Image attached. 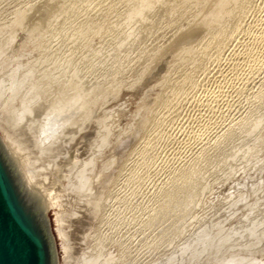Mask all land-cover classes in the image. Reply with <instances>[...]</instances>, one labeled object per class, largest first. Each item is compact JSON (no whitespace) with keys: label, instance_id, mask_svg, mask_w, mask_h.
<instances>
[{"label":"water","instance_id":"95a60500","mask_svg":"<svg viewBox=\"0 0 264 264\" xmlns=\"http://www.w3.org/2000/svg\"><path fill=\"white\" fill-rule=\"evenodd\" d=\"M217 0H10L0 18V264H172L82 225ZM178 264H264V119Z\"/></svg>","mask_w":264,"mask_h":264},{"label":"rangeland","instance_id":"374dc122","mask_svg":"<svg viewBox=\"0 0 264 264\" xmlns=\"http://www.w3.org/2000/svg\"><path fill=\"white\" fill-rule=\"evenodd\" d=\"M9 2L10 0H0V18ZM250 6V8H247L248 10L244 17V22L242 23L243 26L241 25V27H244L242 28L243 31L241 32L242 29L240 28L239 32L231 34L230 32L226 33L227 36L225 35L217 49H215V46H211L212 43H210V50L209 46L207 48L209 54L206 51L207 54L203 52L205 54L203 55L202 53V47L209 43L207 41L208 36L206 37L203 34L205 36L203 37L202 34H200L196 38L189 39L185 47L193 48L194 51L196 50V54L193 53V56L192 54H187V56L181 51L183 53L180 52L179 61V57L177 56L178 58L172 63L170 69L167 71L168 73H165L166 76L162 78L165 81L169 80V82H165L161 79L156 86L150 97L151 99H149L145 106L146 108H144L146 112L143 110L141 113L137 121L138 124H135L104 181L106 183L108 182V185L104 183L100 188L99 192H101L99 195L97 194V198L109 188L111 180L115 178L113 187L114 213L119 216L126 212V217L124 215L125 219L130 218L128 220L130 223L127 222V229L130 227V230H128L129 234H131L130 231H133V239L134 237L136 238V236L139 237L137 234H140L139 231H141V229H137L138 223L134 221L131 222V217L136 215L145 219V215L147 217V214L149 215L159 203L161 204V201L164 200L163 196L166 195H172L174 198L173 200L187 197L191 194H197L198 198L190 213L186 214L182 219H177L180 215L175 213L176 211L178 212L180 206L174 207L168 203L167 206L164 205L166 209L174 208V212L172 211V213H170H174L175 216L167 212L168 214L165 218L166 227L164 231L161 232L162 235L173 230L177 224L176 220L182 221L184 225H188L189 227L203 220L239 152L263 121L264 37H262V39L260 37L261 35L264 36V0H253ZM255 26L256 28L254 29ZM199 36H201V40ZM202 38L205 39L203 42ZM205 41L206 43H204ZM200 43L203 44L201 45ZM247 43L248 45H246ZM198 46L201 50L197 48ZM197 49H199V55ZM184 58L187 61H183ZM189 72L190 75H192V80L186 81L184 76ZM170 73L171 75H169ZM182 73L184 75L183 78ZM166 77L167 79H165ZM181 80H183V82L185 80L186 83H180ZM171 83L172 85H170ZM168 84L171 87L168 86ZM157 92L159 96L162 92V95L164 93V97H172L169 99L172 100L171 103L165 105L164 102L160 100H158V102L156 100L159 99L157 98ZM152 99L153 102L151 103ZM155 101L160 106L154 104ZM150 104L153 105L150 106ZM150 110L152 112H150ZM145 113H148L146 114L147 117ZM243 118L256 127L249 128L245 123H242L238 127L234 126L236 122ZM149 120H152V123ZM143 122H147L145 123L147 125L149 123L152 124V127L150 124L148 125L150 127H148ZM153 122L154 124L157 122V124L161 126L159 132H157L158 130ZM144 125L145 127H143ZM231 126L234 130L230 134H227V130ZM149 128H151L153 132ZM154 136L156 137L153 138ZM148 139L150 140L148 141ZM218 139L221 140L222 143L219 142V144L213 148L214 143ZM151 140H155V142ZM149 143L152 148L149 146ZM211 144H213V146ZM205 149L206 151H204ZM221 160L225 162L220 163L219 161ZM188 170L189 174L186 175L188 177L183 181V177ZM192 183L195 184L194 187L191 186ZM160 197H162L163 200ZM149 200L155 202L153 203ZM157 201L158 204H156ZM138 212L140 214H138ZM128 213L132 214V216H129ZM124 217L120 216L122 219ZM91 219L92 221H90ZM94 223L95 220H93V216H88L86 214L81 224L87 227L89 226L90 228ZM158 224V222L154 223V226L146 232V239L142 238V242L149 243L152 241L154 228ZM131 225L134 227H132V230ZM135 229L137 230L134 231ZM137 231L138 233H136ZM191 233L192 232L189 230L184 231L181 235V239H188ZM160 237L162 238L163 236L160 235ZM157 243L159 245L161 242L157 241Z\"/></svg>","mask_w":264,"mask_h":264},{"label":"bare ground","instance_id":"6f19581e","mask_svg":"<svg viewBox=\"0 0 264 264\" xmlns=\"http://www.w3.org/2000/svg\"><path fill=\"white\" fill-rule=\"evenodd\" d=\"M253 0H217L215 2V4L212 6V8L210 9V11L208 12V14L205 16V18L203 19V21L201 22V24L198 26V28L196 29V31L194 32V34L191 36L190 39H193V38H196L198 35L202 34L203 37H207L208 36V39L207 41L209 42L208 44H206L205 46L202 47V53L203 52H207V48L208 46L210 45V43H212L211 46H215L214 48L217 49L218 45L220 46L221 44V41L223 40V38L225 37L226 33L230 32L231 33H236V32H239L240 28H244V27H241V25L243 26V22H244V17L246 15V12H247V8L250 6V3L252 2ZM255 4V3H254ZM251 7V6H250ZM249 7V8H250ZM252 9V8H251ZM250 10V9H249ZM259 10V9H258ZM247 18V17H246ZM264 24V23H263ZM260 25V24H259ZM258 25V26H259ZM253 26V25H252ZM263 26V25H261ZM260 26V27H261ZM250 27V26H249ZM256 28V26L254 27V29ZM262 29V28H260ZM243 31V29L241 30V32ZM253 31V30H252ZM258 31V30H257ZM264 31V30H263ZM263 31H262V34H263ZM244 33V32H243ZM205 36H204V35ZM255 34V32H254ZM253 34V35H254ZM258 34V33H257ZM256 34V35H257ZM234 35V34H233ZM255 35V36H256ZM227 36V35H226ZM201 36H199L200 38ZM258 37V36H256ZM262 37H264L263 35H261V39ZM259 38V39H260ZM203 39V38H202ZM248 39V38H247ZM253 39V37H252ZM257 39V38H256ZM196 40V39H195ZM201 40V38H200ZM199 40V41H200ZM205 39L202 40V42L204 41ZM225 41V40H224ZM206 43V41L204 42ZM189 44V43H188ZM194 44V42H193ZM192 44V45H193ZM196 44V43H195ZM199 44V43H198ZM201 44V43H200ZM203 44V43H202ZM201 44V45H202ZM187 45V44H186ZM248 45V43L246 44ZM250 45V44H249ZM200 46V45H199ZM197 47L200 49V47ZM211 46H209V50L211 48ZM254 46V45H253ZM187 47H190V46H187ZM246 47V46H245ZM251 47V46H250ZM194 48H195V45H194ZM213 48V49H214ZM241 48V47H240ZM199 49H197V52H198V55H199ZM247 49V48H246ZM201 50V49H200ZM235 50V49H234ZM182 51L187 55H191L193 56V53H195V51L193 50V48H186L184 46V48L182 49ZM193 51V52H192ZM254 51V50H253ZM181 52V53H183ZM205 52V53H206ZM229 52V51H228ZM248 52V51H247ZM209 54V52H207ZM206 53V54H207ZM184 54V55H185ZM187 55V56H188ZM203 55H205L203 53ZM182 56V54H181ZM186 56V58H187ZM237 56V55H236ZM235 56V57H236ZM251 56V55H250ZM179 57V58H178ZM178 61L180 59V56L178 55ZM191 57V56H190ZM201 57V56H200ZM204 57V56H203ZM202 58V57H201ZM205 58V57H204ZM183 59V57H182ZM181 59V60H182ZM197 59V58H196ZM246 59V58H245ZM192 60V59H191ZM198 60V59H197ZM176 61V60H175ZM183 61H187L185 58ZM189 61V60H188ZM200 61V60H199ZM237 62V61H236ZM174 63V62H173ZM176 63V62H175ZM184 63V62H183ZM182 63V64H183ZM234 63V62H233ZM252 63V62H251ZM185 64V63H184ZM235 64V63H234ZM181 65V64H180ZM186 65V64H185ZM191 65V64H190ZM182 67V66H180ZM184 67V66H183ZM239 67V66H238ZM178 68V67H177ZM176 68V69H177ZM193 68V67H192ZM170 69V68H169ZM168 69V70H169ZM181 69V68H180ZM195 69V68H194ZM174 70V69H173ZM187 70V69H186ZM232 70V69H231ZM172 71V69H171ZM183 71V69H182ZM185 71V70H184ZM195 71V70H194ZM188 72V71H187ZM230 72V71H229ZM234 72V71H233ZM237 72V71H236ZM168 73V72H167ZM217 73V72H216ZM186 74V73H185ZM195 74V73H194ZM215 74V73H214ZM171 75V73L169 74ZM175 75V74H174ZM166 76V75H164ZM163 76V77H164ZM173 76V75H172ZM171 76V77H172ZM183 73H182V78H183ZM192 75H190V72L188 74H186L184 76L185 80L188 81V80H192L191 78ZM175 77V76H174ZM181 78V79H182ZM167 79V77L165 78ZM172 79V78H170ZM164 80V79H162ZM184 80V82H185ZM165 81V80H164ZM163 81V82H164ZM169 82V80H166ZM165 81V82H166ZM172 81V80H171ZM174 81H175V78H174ZM173 81V82H174ZM208 81V80H207ZM164 82V83H165ZM176 82V81H175ZM179 82V81H178ZM183 80H181L180 83H182ZM182 83V84H185V83ZM220 82V81H219ZM167 84V83H166ZM164 85V84H163ZM172 85V83L170 84ZM168 84V86H170ZM167 86V87H168ZM171 87V86H170ZM183 87V86H182ZM177 88V87H176ZM181 89V88H180ZM216 89V88H215ZM161 90V89H160ZM173 90V89H172ZM168 91V90H167ZM206 91V90H205ZM174 92V91H173ZM158 93V92H157ZM156 93V94H157ZM167 93V92H166ZM213 93V92H212ZM211 93V94H212ZM210 94V93H209ZM161 95H162V92H161ZM160 95V96H161ZM170 95V94H169ZM178 95V94H177ZM181 95V94H180ZM215 95V94H214ZM159 96V93H158V97L159 99H156L157 101L160 100L161 102H164L165 105H168L169 103H171L172 100H169L170 98L172 97H168V96H165L164 97V93L163 95L160 97ZM171 96V95H170ZM173 96V95H172ZM151 99V98H150ZM176 99V98H175ZM174 100V99H173ZM175 101V100H174ZM180 101V100H179ZM204 101V100H203ZM210 101V100H209ZM153 102V99L151 100V103ZM156 102V101H155ZM154 104H158L157 102ZM159 102V101H158ZM162 104V103H160ZM149 105V104H148ZM153 105V104H152ZM150 104V106H152ZM159 105V104H158ZM198 105V104H197ZM157 106V105H156ZM160 106V105H159ZM163 106V105H162ZM171 107V106H170ZM146 108V107H145ZM153 108V107H152ZM159 108V107H158ZM149 109V108H147ZM167 109V108H166ZM152 110V109H151ZM150 110V112H152ZM156 111V110H154ZM144 112H146V110H144ZM149 112V111H148ZM148 114V113H145V115ZM150 114V113H149ZM152 115V114H151ZM160 116V115H159ZM147 117V115H146ZM149 117V115H148ZM144 119V118H143ZM147 119V118H145ZM169 119V117H168ZM244 119V118H243ZM239 120L238 122H236V124L234 126L238 127L239 125H241L242 123H245L248 125V127H256L254 125H252V123L248 122L247 120ZM153 120V118H152ZM152 120H149L151 121L152 123ZM159 120V119H158ZM165 120V119H164ZM256 120V119H255ZM247 121V122H246ZM254 121V120H253ZM141 123V122H140ZM144 124L147 123V122H143ZM257 123V122H256ZM255 123V124H256ZM138 124V123H137ZM150 124V123H149ZM148 124V125H149ZM154 124V122H153ZM166 124V123H165ZM147 125V124H145ZM145 125L143 127H145ZM147 125V126H148ZM151 127H152V124H150ZM163 125V124H162ZM146 126V127H147ZM154 126L156 127V129L158 130L157 132H159V129H161V126L157 124V122L154 124ZM153 126V127H154ZM142 127V126H141ZM150 127V126H148ZM170 127V126H169ZM168 128V127H167ZM141 129V128H140ZM146 129V128H145ZM151 130V128H149ZM233 127H229L228 130H227V134H230L232 131H233ZM152 131V130H151ZM161 131V130H160ZM150 132V131H149ZM153 132V131H152ZM166 132V131H165ZM156 133V132H155ZM146 134V132H145ZM160 134V133H159ZM150 135V134H149ZM152 135V134H151ZM157 135V134H156ZM153 136V135H152ZM147 137V136H146ZM156 136H154L153 138H155ZM159 138V137H158ZM221 138V137H220ZM150 139H148L149 141ZM158 140V139H157ZM147 141V140H146ZM153 141V140H151ZM155 142V140L153 141ZM152 142V143H153ZM222 143L221 140H216V142L214 143V147L217 146L218 144ZM148 143V142H147ZM171 143V142H170ZM155 144V143H154ZM145 145V144H144ZM151 144L149 143V146ZM213 146V144H211ZM211 146V148H212ZM151 147V146H150ZM152 148V147H151ZM155 150V149H154ZM213 150V149H212ZM206 151V149L204 150ZM142 152V151H141ZM143 153V152H142ZM156 155V154H155ZM202 155V154H201ZM151 156V155H150ZM153 156V155H152ZM198 157V156H197ZM137 158V157H136ZM138 159V158H137ZM146 159V158H145ZM148 160V159H147ZM220 163H223L225 162L224 160H221L219 161ZM143 163V162H142ZM147 163V162H146ZM140 165V164H139ZM130 166V165H129ZM147 166V165H146ZM126 167V166H125ZM137 167V166H136ZM143 168V167H142ZM145 168V167H144ZM143 170V169H142ZM144 171V170H143ZM121 172V171H120ZM125 172V171H124ZM132 172V171H131ZM142 172V171H141ZM127 173V172H126ZM128 174V173H127ZM189 174V170L186 172L185 176L183 177V181L188 177L186 175ZM109 178V177H108ZM112 178V177H111ZM121 178V177H119ZM114 179L111 180L110 182V185H109V188L103 193L101 194V196H99L97 198L94 199L91 207L89 208L88 212H87V215H92L93 216V220H95V223L93 225L90 226L91 229H94L98 232H101L105 235H108L114 239H117L121 242H124L128 245H131L135 248H138L142 251H145L149 254H152L158 258H161L165 261H168L172 264H178L184 254V252L186 251L189 243L191 242L195 232L197 231L200 223L202 222V220L196 222L193 226L189 227L188 225H184V223L182 221H177V224L176 226L173 228V230H170V232L162 235L161 232L164 231L165 227H166V221H165V218L167 217L166 215L168 214L167 212H169V214L172 213V211L174 212V208L172 209H166L165 206H167V203L176 207V206H180V208L178 209V212L176 211L175 213L179 214L180 217H178L177 219H182V217H184L186 214H189L190 211L192 210V208L195 206V201H197V198H198V195L197 194H191L187 197H183V198H176L175 200H173L174 198L172 197V195H166V196H163L164 197V200L162 197H160L163 201H161L162 203L158 204V200L156 202V204H158V206L148 215L147 214V217L145 215V219H142V217L140 218V216H136L134 215L133 217H131V222L134 221L135 223H138V228L137 229H141V231H139L140 234H137L139 235V237L136 236V238L134 237L133 239V235H132V232L133 231H130L131 234H129L128 230H130L129 228L127 229L128 227V224L127 222L130 223V221H128L130 218H127L125 219L126 217V212L125 214L121 213L122 215H119L118 214H115L114 213ZM120 180V179H119ZM108 181V179H107ZM118 181V180H116ZM115 181V182H116ZM129 182V181H128ZM192 182V181H191ZM106 183V182H104ZM103 183V184H104ZM108 183V182H107ZM106 183V184H107ZM196 183V182H195ZM108 185V184H107ZM190 185V184H189ZM195 184H191L192 187H194ZM106 187V186H105ZM105 190V189H104ZM101 192V191H100ZM100 192L98 193V195L100 194ZM155 199V198H154ZM153 199V200H154ZM157 199V198H156ZM149 201H152V200H149ZM153 202V201H152ZM155 202V201H154ZM153 202V203H154ZM160 202V201H159ZM150 203V202H149ZM151 203V204H153ZM165 205V206H164ZM169 205V206H170ZM164 206V207H163ZM130 211V210H129ZM142 211V210H141ZM140 211V213H141ZM137 212V211H136ZM171 212V213H170ZM117 213H120V212H117ZM138 212V214H140ZM129 214V213H128ZM134 214V213H133ZM137 214V213H136ZM143 214V213H142ZM174 214V213H173ZM171 214V215H173ZM117 215V216H116ZM125 215V217H124ZM170 215V216H171ZM120 216L124 217L123 219L120 218ZM129 216H132V214H129ZM143 216V215H142ZM175 216V214H174ZM92 221V219L90 220ZM133 222V225L135 226ZM159 223L157 226H155L154 228V233L153 235V239L152 241H150L149 243H146V242H142L143 239H146L145 238V234L146 232L149 231V229L154 226V223ZM86 223H87V220H86ZM127 226H126V224ZM132 224V223H131ZM125 225V226H124ZM133 225H131V230H132V227ZM137 225V224H136ZM156 225V224H155ZM107 228H106V227ZM130 226V225H129ZM89 227V226H88ZM134 228V227H133ZM136 228V227H135ZM137 229H135L134 231H136ZM191 231L192 233L190 234V236L188 237V239L186 240H182L181 239V235L184 233V231ZM172 231V232H171ZM167 232V231H166ZM138 233V231L136 232ZM135 234V233H134ZM161 236H163L162 239ZM149 236V235H148ZM158 242H161L159 245H158ZM142 242V243H140ZM173 242V243H172ZM172 244V245H171ZM138 245V246H137ZM168 248V249H167Z\"/></svg>","mask_w":264,"mask_h":264}]
</instances>
